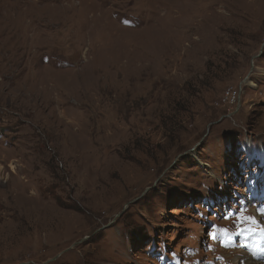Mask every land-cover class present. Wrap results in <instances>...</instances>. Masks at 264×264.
<instances>
[{
	"label": "rangeland",
	"instance_id": "1",
	"mask_svg": "<svg viewBox=\"0 0 264 264\" xmlns=\"http://www.w3.org/2000/svg\"><path fill=\"white\" fill-rule=\"evenodd\" d=\"M264 264V0H0V264Z\"/></svg>",
	"mask_w": 264,
	"mask_h": 264
},
{
	"label": "bare ground",
	"instance_id": "2",
	"mask_svg": "<svg viewBox=\"0 0 264 264\" xmlns=\"http://www.w3.org/2000/svg\"><path fill=\"white\" fill-rule=\"evenodd\" d=\"M252 264H260V263H253V262H252Z\"/></svg>",
	"mask_w": 264,
	"mask_h": 264
}]
</instances>
